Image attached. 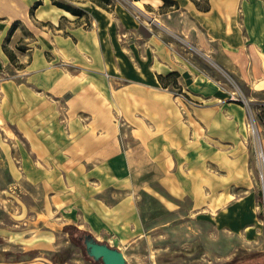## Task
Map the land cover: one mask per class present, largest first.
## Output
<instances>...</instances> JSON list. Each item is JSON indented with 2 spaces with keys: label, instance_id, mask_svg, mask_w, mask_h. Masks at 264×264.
<instances>
[{
  "label": "crops",
  "instance_id": "0c3cea01",
  "mask_svg": "<svg viewBox=\"0 0 264 264\" xmlns=\"http://www.w3.org/2000/svg\"><path fill=\"white\" fill-rule=\"evenodd\" d=\"M135 1L150 14L152 23L141 24L122 5L102 0L61 2L78 8L79 14L58 6L54 0H0V44L6 35L8 40L13 41L22 35V30H27L43 41L39 45L42 49L53 48L70 61L65 65L48 64L42 58L40 47L37 49L32 62L27 65L28 83L21 89L22 119L26 118L28 124L29 120H35L34 123L38 124L50 113L58 120L67 116L66 132H61L58 122L57 131L63 138L60 149L101 153L117 149L116 132L109 131L108 119L120 115L125 119H134L136 147L148 151L150 166H172L171 152L179 149L183 153V145L192 146L201 157L199 161L205 162L208 156L202 150V145L206 142V132L202 128L204 115L209 117L205 110L200 109L196 115L198 121L186 126L179 123L176 100L164 87L171 83L164 79L171 72L180 75L186 84L194 82L202 86L204 77L198 71L195 60L186 59L178 48L170 49L173 44H178L172 42L164 28L186 38L201 50L225 56L228 60H235L239 55L264 54V0H172L175 3L168 5L164 0ZM84 21L92 25H83ZM13 23L15 26L11 30ZM42 92H50L52 102L44 100ZM51 103V106H46ZM237 125L235 119L229 131L233 138L237 137ZM210 127L213 139L219 141L223 138L225 131L221 130L222 126L219 128L214 123ZM23 131L29 133L27 124ZM71 134V137H76L73 142L71 137L68 140L64 138ZM32 135L34 137L35 134ZM37 143L42 145L39 141ZM221 151L223 153H219L216 159L224 160L225 167H230L231 172L235 173V180L240 175L237 183L248 185L243 166V148L233 146L228 150L230 154L226 152L227 147H221ZM189 156L185 153V159L181 161L186 163ZM238 157L242 159L241 162ZM160 173L162 175H154L149 182L154 181L162 186L166 197L167 194L178 198L190 196L194 200L192 214L208 211L213 216L204 213L202 218L196 216L199 220H186L167 226L166 238L160 237L164 240L159 237L155 239L156 235L150 237L151 240L161 242L159 248L164 250L172 245L199 240L209 257L231 255L217 264H250L245 259L241 261L243 256L234 258L235 251L241 246L256 247L261 244V238L259 243L250 246L235 243L223 253L218 248H209L211 244L206 236L218 239L221 234L237 233L251 243L257 242L259 228L253 214L252 196L245 195L242 200L229 203L227 207V193H222L220 188L221 181L226 183L228 178L226 181L218 178L219 187L216 189L213 179L199 167L182 171L180 177ZM137 178L136 182L141 183ZM137 186L139 184L136 183V189ZM148 187L149 191L143 194L139 192L134 202L123 197L115 199L107 195V198H94L90 195L85 198L84 206L78 205L80 209L76 211L69 209L72 197L60 196L56 199L59 202L58 211L64 213L63 223H79L96 239L106 232L120 233L126 225L140 230L143 222L148 223L147 228L156 233L157 221L153 218L158 209L159 213L162 210L168 212L165 214L167 221H173L172 216L182 211H175L170 199L158 194L152 185ZM64 207L68 210L62 212ZM123 222L126 225L121 227ZM198 225L201 226L200 236L194 232ZM187 228L193 230L190 239L185 236ZM149 234L151 231L147 236ZM3 235L4 238H0V264H52L44 256L38 255V251L29 259L13 261L6 257L16 246L24 252L39 248L37 242L44 241V237L28 238V241L21 240L17 244L11 233ZM259 253L264 254V250H259Z\"/></svg>",
  "mask_w": 264,
  "mask_h": 264
},
{
  "label": "rangeland",
  "instance_id": "374dc122",
  "mask_svg": "<svg viewBox=\"0 0 264 264\" xmlns=\"http://www.w3.org/2000/svg\"><path fill=\"white\" fill-rule=\"evenodd\" d=\"M54 1L69 2V0ZM107 3L122 5L141 24L152 23L150 14L135 0H108ZM68 6L76 8L73 5L68 4ZM12 25L15 26V23ZM83 25L90 26L92 23L84 21ZM164 30L170 39L172 38V42L178 44L170 46L168 43L170 49L178 48L187 57L186 59L195 60L198 71L204 77L202 86L195 85L194 82L186 84L180 75L171 72L175 74H168L169 76L164 78L171 83L164 87L176 100L179 123L184 126L187 123L188 125L195 123L198 121L196 115L200 109L205 110L209 117L210 120L204 115L205 124L202 130L206 132V142L203 143L202 150L212 159L205 158V162L199 161L201 157L192 146L183 145V153L179 149L171 152L172 166L166 168L150 166L148 151L136 147L134 119H125L120 115L108 119L109 131L116 132L117 149L101 153L60 149L63 146V138L57 131L58 122L61 132L62 130L66 132L69 121L67 116L58 120L50 113L48 118L39 120L38 124L34 123L35 120H29L28 124V120L22 119L21 116V89L28 83L27 65L32 62L34 54L43 41L27 30H22V35L17 40L10 41L7 35L1 40L0 233L2 235L0 238H4L5 233H11L13 241L19 244L21 240L28 241V238L44 237V241L37 242L40 244L39 248L27 252L17 246L13 247L9 256L6 255L8 259L13 261L29 259L38 251V255L44 256L52 264H101L100 260H93L86 253L83 235L91 232L86 231L79 223H63L64 213L60 214L58 211L59 202L56 201L58 197H72L73 202L70 203L69 209L75 211L80 209L78 205L84 206L85 198L90 195L94 198H107V195L115 199L123 197L134 202L139 192L143 194L149 191V185H152L158 194L166 197L163 187L157 182H149V179L154 178L156 174L159 177L162 175L160 172H165L167 176L180 177L182 171L199 167L210 179H213L216 189L219 187L218 178L225 181L229 179L226 183L221 181L220 188L222 193H227L228 199L225 200L228 201L227 207L234 201L242 200L245 195L252 196L253 214L259 228L257 233L259 239L255 243L243 239L237 233L234 235L226 233L221 234L218 239L206 236L207 242L211 244L209 248H218L226 253L235 243L250 246L259 243L261 238V244L256 247H238L234 258L243 256L242 262L246 260L250 264H264V254L259 253V250H264V200L260 176L264 173V166L260 164L261 159L259 158L258 161L256 157L258 147L262 148L264 156V121L261 119L264 117V54L239 55L235 60H228L225 56L201 50L194 43L167 28ZM39 49L44 62L48 64L65 65L70 62L53 48ZM8 52L13 57L10 58ZM42 98L52 102L50 92H42ZM51 105L52 103L46 106ZM235 119L238 122L237 131L241 133H237V137L233 138L229 131L234 126ZM214 123L219 128L222 126L221 130L225 131L223 132L225 135L223 134V138L219 141L210 135L212 132L210 126ZM26 124L29 133L23 131ZM239 127H241L240 131ZM71 136L72 134L64 138L68 140ZM74 139L76 140V137H71L72 142ZM38 141L42 145L38 144ZM40 146L43 149H38ZM233 146L243 148V166L248 185L237 183L240 175L235 180V173L231 172L230 167H225L224 160L216 159L219 153H223L220 152L221 147H227L226 152L230 154L228 150ZM185 153L190 155L186 163L181 161L185 159ZM238 158L241 162L242 159ZM136 176L141 183L136 182ZM136 183L139 184L137 189ZM121 187L123 189H117ZM205 189L207 192V188ZM167 198L172 202L175 211L182 212L173 215V221H167L165 214L168 212L162 210L160 214L158 209L157 215L153 218L157 221L156 233L147 228L148 223L143 222L140 230H136L123 222L121 227L126 226L120 233L106 232L96 240L119 249L124 255L126 264H217L216 262L230 258L229 254L209 257L199 240L184 245H172L166 250L159 248V244L162 243L153 242L150 237L156 235L155 239L158 237L163 239L160 238L162 236L166 238L165 227L186 220H199L197 217L202 218L204 213L213 216L208 211L198 213L199 215L192 214L194 200L190 196L184 195L178 198L167 194ZM142 200L147 201L145 198ZM65 210L68 209L64 207L62 212ZM200 230L201 226L198 225L194 232L196 231L200 236ZM149 231L151 234L147 236ZM192 233L193 230L187 228L186 239L193 237Z\"/></svg>",
  "mask_w": 264,
  "mask_h": 264
},
{
  "label": "water",
  "instance_id": "95a60500",
  "mask_svg": "<svg viewBox=\"0 0 264 264\" xmlns=\"http://www.w3.org/2000/svg\"><path fill=\"white\" fill-rule=\"evenodd\" d=\"M86 253L101 264H126L123 253L105 242L96 240L91 234L83 235Z\"/></svg>",
  "mask_w": 264,
  "mask_h": 264
},
{
  "label": "trees",
  "instance_id": "16d2710c",
  "mask_svg": "<svg viewBox=\"0 0 264 264\" xmlns=\"http://www.w3.org/2000/svg\"><path fill=\"white\" fill-rule=\"evenodd\" d=\"M102 1L108 2V0H102ZM54 3H56L58 6H61V7L66 8L67 10L71 11V12L74 13V14H79V13H80V10H79V9L72 8V7L68 6V5L63 4V3H60V2H54ZM164 3H165L166 5H168V4H174L175 2L172 1V0H164ZM13 28H14V25H12L11 30H12ZM8 55L10 56V58L13 57L11 54H9V52H8ZM173 74H175V73H170L169 75H173ZM169 75H168V76H169ZM261 119L264 121V117H262ZM95 262H97V261H95ZM96 264H97V263H96Z\"/></svg>",
  "mask_w": 264,
  "mask_h": 264
},
{
  "label": "built area",
  "instance_id": "2783aa9c",
  "mask_svg": "<svg viewBox=\"0 0 264 264\" xmlns=\"http://www.w3.org/2000/svg\"><path fill=\"white\" fill-rule=\"evenodd\" d=\"M259 143H260V140L258 141V144ZM256 157L258 158V161H259V158L261 159L260 164L264 166V156L262 153V148L258 147V151L256 150ZM260 176H261V183H262L261 192H262V198L264 200V173H262Z\"/></svg>",
  "mask_w": 264,
  "mask_h": 264
}]
</instances>
